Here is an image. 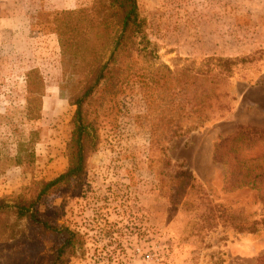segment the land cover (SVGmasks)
I'll use <instances>...</instances> for the list:
<instances>
[{
  "label": "rangeland",
  "instance_id": "obj_1",
  "mask_svg": "<svg viewBox=\"0 0 264 264\" xmlns=\"http://www.w3.org/2000/svg\"><path fill=\"white\" fill-rule=\"evenodd\" d=\"M135 1L153 66L215 70L218 57L243 58L228 78L231 108L172 138L161 158L144 117L135 121L145 106L131 86L115 127L88 153L81 184L47 194L36 214L78 234L64 264H264V174L246 182L264 168V147L233 173L212 159L215 144L238 126L264 127V0ZM89 4L0 0V199L7 203L32 196L36 182L65 168L74 82L62 80L50 12ZM179 170L186 183L174 177ZM54 241L9 215L0 224V264H50Z\"/></svg>",
  "mask_w": 264,
  "mask_h": 264
},
{
  "label": "trees",
  "instance_id": "obj_2",
  "mask_svg": "<svg viewBox=\"0 0 264 264\" xmlns=\"http://www.w3.org/2000/svg\"><path fill=\"white\" fill-rule=\"evenodd\" d=\"M89 2L50 12L60 50L62 80L74 82L72 89L75 87L67 94L74 110L65 143V168L49 180L36 182L32 196L20 193L10 203L0 199V224L12 215L15 221L26 219L53 237L50 264L65 263L67 253L79 241L78 234L41 219L35 206L49 193L81 184L86 157L97 148L102 132L115 127L126 91L137 87L145 112L135 116V121L144 117L148 141L162 158L172 138L190 132L203 121L221 118L230 110L234 97L228 89V78L235 64L243 60L218 57L215 70L208 66L204 70L153 66L149 61L154 57V48L136 1ZM27 82L29 86L30 80ZM27 92L38 94L30 87ZM260 147H264V127L238 126L232 135L215 144L212 159L229 163L233 173L235 166ZM263 174L264 168L246 182H261ZM174 177L186 183L183 171H177Z\"/></svg>",
  "mask_w": 264,
  "mask_h": 264
}]
</instances>
